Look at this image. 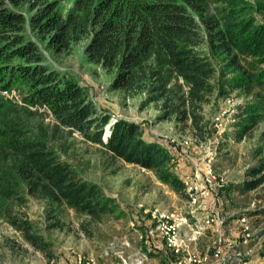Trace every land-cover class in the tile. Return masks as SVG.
<instances>
[{
	"label": "trees",
	"instance_id": "obj_1",
	"mask_svg": "<svg viewBox=\"0 0 264 264\" xmlns=\"http://www.w3.org/2000/svg\"><path fill=\"white\" fill-rule=\"evenodd\" d=\"M65 1L0 0V90L15 89L20 97L19 102L0 96V213L42 251L52 244L21 209L27 196L66 205L90 222L118 206L57 153L46 130L29 125L26 118L35 114L30 107L48 110L112 158L149 169L177 194L190 195L166 145L145 138L134 121L110 124L76 81L45 64L36 41L56 53L85 42L87 59L113 73V88L143 95V106L156 103L160 120H174L198 141L209 134L203 108L213 94L248 98L226 119L227 140L251 136L264 119V21L251 14L248 0ZM263 184L264 159L247 168L238 186L251 191ZM258 213L264 217V208ZM148 240L153 252H161V243Z\"/></svg>",
	"mask_w": 264,
	"mask_h": 264
},
{
	"label": "rangeland",
	"instance_id": "obj_2",
	"mask_svg": "<svg viewBox=\"0 0 264 264\" xmlns=\"http://www.w3.org/2000/svg\"><path fill=\"white\" fill-rule=\"evenodd\" d=\"M248 1L253 9L251 14L264 21V0ZM36 43L45 64L76 81L93 109L110 116V124L118 118L138 123L145 138L166 145L174 155L173 169L181 178L189 177L192 185H199L205 171H210L222 187H214L206 198L196 195L195 201H191L162 183L151 170L112 158L101 145L86 140L79 130L61 125L48 110L30 107L35 114L26 118L29 125L35 131L46 130L49 143L57 153L78 175L97 183L118 207L101 221L90 222L66 205L51 206L40 198L27 196L26 207L21 209L50 241L51 248L35 249L0 213V264H74L76 254L113 264L122 255L129 263L141 252H146L147 264L163 257L172 259L173 254L164 246L161 252H152L150 244L139 237L138 231L152 224L149 212L155 208L194 211L193 229L182 227L181 232L190 239V248L197 252L212 245L220 229L218 223L212 226L205 223L204 212L219 209L223 239L229 242L224 253L230 255L231 263L264 264V217L258 213L264 208V184L251 191H242L238 186L246 178L247 168L264 159V119L242 141L223 136L231 130L225 125L233 107L247 97L236 92L226 96L213 94L212 101L203 108L209 134L206 140L198 141L190 130L181 131L174 120H160L162 111L156 103L143 106V95L131 96L113 88V73L87 59L85 42L62 53L47 49L39 41ZM212 60L217 67L218 59ZM6 90V95L0 90L1 97L20 102L15 89ZM222 109H227L230 116H223ZM132 221L139 225L133 228Z\"/></svg>",
	"mask_w": 264,
	"mask_h": 264
},
{
	"label": "built area",
	"instance_id": "obj_3",
	"mask_svg": "<svg viewBox=\"0 0 264 264\" xmlns=\"http://www.w3.org/2000/svg\"><path fill=\"white\" fill-rule=\"evenodd\" d=\"M7 90H3V94H7ZM221 114L223 116H230L227 109H222ZM184 184L186 186V192L190 195V200L195 201L196 195L206 198L210 191L214 187H222L221 183L213 178L210 171H205L201 184L192 185L189 177H182ZM197 193V194H196ZM152 224V228L149 226L144 230H139L138 234L140 239L145 240L146 243L149 242V238H155V241L161 243V246L170 253L173 254V258L167 260L165 257L162 260H157L154 264H232L230 260V255L224 253V246L228 245L225 239H223V234L221 228L223 225V220L220 218V210L216 209L215 212H204L203 218L208 226H212L213 223H218L220 226L219 232L211 241L212 245H208L204 251H195L190 248V239L183 237L182 227L193 229L192 219L196 216L193 210H165L155 208L149 212ZM246 219V218H244ZM244 221V220H243ZM139 224L135 221L131 222L133 228L137 227ZM152 249V247H150ZM154 250L152 249V252ZM138 258V259H137ZM135 258L133 262L128 263L126 257L120 256V260L114 264H147L148 256L146 252H141L139 257ZM74 264H113L108 262L96 261L94 258H84L81 254H76L73 256ZM239 264V263H237Z\"/></svg>",
	"mask_w": 264,
	"mask_h": 264
},
{
	"label": "water",
	"instance_id": "obj_4",
	"mask_svg": "<svg viewBox=\"0 0 264 264\" xmlns=\"http://www.w3.org/2000/svg\"><path fill=\"white\" fill-rule=\"evenodd\" d=\"M108 128V129H107ZM110 127L105 126V133L103 134L102 140L106 142L108 135L110 134Z\"/></svg>",
	"mask_w": 264,
	"mask_h": 264
},
{
	"label": "crops",
	"instance_id": "obj_5",
	"mask_svg": "<svg viewBox=\"0 0 264 264\" xmlns=\"http://www.w3.org/2000/svg\"><path fill=\"white\" fill-rule=\"evenodd\" d=\"M200 251H202V250H200Z\"/></svg>",
	"mask_w": 264,
	"mask_h": 264
}]
</instances>
